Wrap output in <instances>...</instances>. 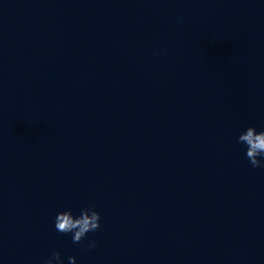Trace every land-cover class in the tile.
I'll use <instances>...</instances> for the list:
<instances>
[{"label":"water","instance_id":"95a60500","mask_svg":"<svg viewBox=\"0 0 264 264\" xmlns=\"http://www.w3.org/2000/svg\"><path fill=\"white\" fill-rule=\"evenodd\" d=\"M249 126L264 0H0V264H264Z\"/></svg>","mask_w":264,"mask_h":264},{"label":"clouds","instance_id":"9594fccd","mask_svg":"<svg viewBox=\"0 0 264 264\" xmlns=\"http://www.w3.org/2000/svg\"><path fill=\"white\" fill-rule=\"evenodd\" d=\"M153 55H159L154 52ZM237 142L245 145L246 158L253 168H264V130L257 131L254 126H249L239 133ZM100 213L95 206L89 204L80 209L79 215H74L71 209L60 211L56 214L54 227L62 234H72L73 243H80L88 233L100 228ZM88 247H96L95 241H90ZM74 256L68 257L69 264H75ZM44 264H64L58 250H53L44 260Z\"/></svg>","mask_w":264,"mask_h":264}]
</instances>
